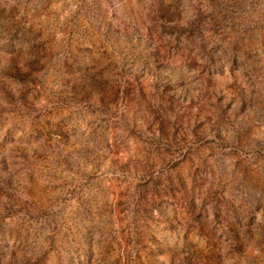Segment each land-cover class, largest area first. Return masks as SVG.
<instances>
[{
    "label": "rangeland",
    "instance_id": "374dc122",
    "mask_svg": "<svg viewBox=\"0 0 264 264\" xmlns=\"http://www.w3.org/2000/svg\"><path fill=\"white\" fill-rule=\"evenodd\" d=\"M0 264H264V0H0Z\"/></svg>",
    "mask_w": 264,
    "mask_h": 264
}]
</instances>
